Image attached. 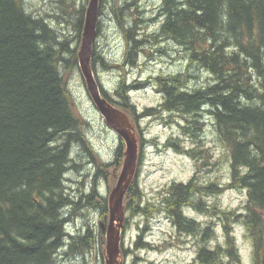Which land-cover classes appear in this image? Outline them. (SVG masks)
<instances>
[{"label":"trees","instance_id":"trees-1","mask_svg":"<svg viewBox=\"0 0 264 264\" xmlns=\"http://www.w3.org/2000/svg\"><path fill=\"white\" fill-rule=\"evenodd\" d=\"M128 1L137 7L140 2L112 0V9L125 36L126 62L133 66L144 41L138 35L139 21L132 20L130 25L124 21ZM158 18L159 29L149 36L182 48L194 69L193 75L157 78L164 102L160 109H146L145 114L161 110L181 115L187 123L182 127L185 134L196 139L205 125L201 118L205 113L211 115L229 151L231 179L226 186L215 182L203 185L195 176L188 184L174 183L160 206L144 208L134 180L124 198L125 211H164L180 231L204 240L197 257L200 264H230L225 258L231 263L239 259L232 227L224 225L226 247L210 248L207 241L213 235L212 227L201 229L183 209L229 219L232 213L218 204L209 209L197 195L245 190L246 213L234 211V219L246 224L253 263L264 264V0H162L151 21ZM83 23L84 11L76 24L80 36ZM77 60L69 41L59 37L45 16L30 12L25 0H0V264H56L64 248L85 253L95 245L102 250L105 246L103 233H96L91 226L75 235L67 231L73 216L86 206L99 210L104 220L109 214L108 201L99 196L96 187L79 199L66 187V175L76 168L71 166L75 145L85 149L92 162L103 168L98 171L107 175V165L92 148L87 123L77 114L60 69L68 62L77 64ZM200 71L208 72L213 81L190 89L188 79H198L195 74ZM146 84L137 81L127 86L125 79L121 80L115 91L120 99L117 102L102 92L132 122L137 116L129 90ZM165 146L181 150L179 142L172 139ZM194 151L184 150L198 161L210 153L209 149ZM118 154L122 157L121 148Z\"/></svg>","mask_w":264,"mask_h":264},{"label":"rangeland","instance_id":"rangeland-1","mask_svg":"<svg viewBox=\"0 0 264 264\" xmlns=\"http://www.w3.org/2000/svg\"><path fill=\"white\" fill-rule=\"evenodd\" d=\"M65 1L66 4L60 3V0H25V4L33 14L45 16L57 30L59 37L63 41H69V47L75 49L78 56L82 46L85 17L91 0ZM128 2L130 5L124 12V21L130 25L132 20H138L140 26L137 30L138 35L140 40L144 41L136 56L135 64L132 66L126 62V40L114 16L112 0H104L98 8L97 34L93 42L92 60L96 58L93 67L96 81L112 101H120L115 91L121 80L125 79L127 86L137 81L148 83L142 88L129 90L130 104L135 106L137 116L135 122L131 123L142 148L141 161L139 158L137 175L134 178L142 195L140 207L144 208L148 204L150 207L160 206L174 183L188 184L195 176L203 185L215 182L226 186L231 179L229 151L220 140L211 115L205 113L201 118L205 125L200 138L196 139L185 134L182 127L187 123L181 115H173L161 110L153 114H145L146 109H160L164 102V95L160 92L157 78L182 73L193 75L194 68L189 67L186 53L182 48L165 39L156 42L149 36L159 29L160 18L155 21L151 19H155L159 13L162 0H140L138 7L133 5L132 1ZM82 11H84V23L80 36L76 24ZM66 58L70 59V55L66 54ZM122 66L123 69L120 68ZM60 69L67 80L76 112L87 123L86 134L92 148L98 159L107 165V175L103 176L102 172L98 171L99 168H103L101 166L98 168L92 162L85 149L75 145L71 166L76 165V168H72L66 175V187L75 199L87 196L92 188L96 187L99 196L108 201L122 171L125 144L122 138L107 125L93 103L81 71L79 56L77 64L68 62ZM195 75H199V78L187 81L190 89L213 81L212 76L206 71L197 72ZM185 118L194 119L191 116ZM171 139L179 142L181 150L165 146ZM199 141L202 142L198 144ZM119 148L122 157L118 154ZM188 149H194V154L204 149H209L210 153L205 160L198 161L184 152ZM197 196L207 203L209 209L218 204L222 210L232 213L229 219H225L222 215H213L206 211L183 209V214L199 223L201 229L209 225L212 227L213 235L207 241L209 247L215 248L218 245L226 247L224 225L230 226L239 259L232 263L228 258H225V261L230 264H254L253 246L246 224L234 219L235 212L246 213L247 192L225 189L220 194ZM101 217L99 210L86 206L73 216L67 231L75 235L91 226L96 233L99 231L103 233L105 238L101 237L102 240L106 239V232L102 231L100 225H108V218L104 220ZM120 231L122 264H200L197 257L204 240L201 236L180 231L171 216L164 211L154 214H143L141 211L133 214L131 211H125ZM106 258L105 242L103 250L99 245H95L93 250L85 253L71 252L64 248L58 253L56 264H105Z\"/></svg>","mask_w":264,"mask_h":264},{"label":"water","instance_id":"water-1","mask_svg":"<svg viewBox=\"0 0 264 264\" xmlns=\"http://www.w3.org/2000/svg\"><path fill=\"white\" fill-rule=\"evenodd\" d=\"M99 6L100 0L90 1L83 28L82 46L78 56L86 87L93 103L105 119L107 125L122 138L125 144V158L122 171L108 200V225H100L102 231L106 232L107 258L105 264H122L120 261L122 238L120 229L124 221V198L136 176L140 149L134 127L128 116L108 101L103 95L94 76L92 51L93 42L97 34V11ZM122 125H126V128H123Z\"/></svg>","mask_w":264,"mask_h":264},{"label":"bare ground","instance_id":"bare-ground-1","mask_svg":"<svg viewBox=\"0 0 264 264\" xmlns=\"http://www.w3.org/2000/svg\"><path fill=\"white\" fill-rule=\"evenodd\" d=\"M123 128H126V125H122Z\"/></svg>","mask_w":264,"mask_h":264},{"label":"flooded vegetation","instance_id":"flooded-vegetation-1","mask_svg":"<svg viewBox=\"0 0 264 264\" xmlns=\"http://www.w3.org/2000/svg\"><path fill=\"white\" fill-rule=\"evenodd\" d=\"M108 95V94H107Z\"/></svg>","mask_w":264,"mask_h":264}]
</instances>
